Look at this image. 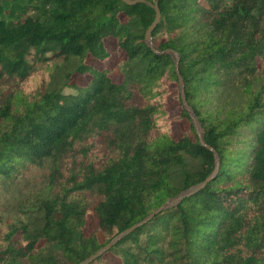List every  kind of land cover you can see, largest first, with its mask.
Here are the masks:
<instances>
[{"label": "trees", "instance_id": "trees-1", "mask_svg": "<svg viewBox=\"0 0 264 264\" xmlns=\"http://www.w3.org/2000/svg\"><path fill=\"white\" fill-rule=\"evenodd\" d=\"M227 2L0 0V190L51 164L0 264H80L181 194L90 264H264V0ZM117 51L118 82L86 63ZM58 72L72 92L49 89ZM179 79L201 134L182 109L174 139Z\"/></svg>", "mask_w": 264, "mask_h": 264}, {"label": "rangeland", "instance_id": "rangeland-1", "mask_svg": "<svg viewBox=\"0 0 264 264\" xmlns=\"http://www.w3.org/2000/svg\"><path fill=\"white\" fill-rule=\"evenodd\" d=\"M231 0H228L230 4ZM31 14V13H30ZM124 60V55L117 51L111 55V57L102 63H93L90 60H87V64L93 65L98 69H106L109 72L110 78L114 82H118L121 79L120 68ZM75 64L71 66V69H74ZM257 66L263 71L264 68L261 66V62H257ZM85 77V76H84ZM84 77L72 75L71 81L74 83H81L84 81ZM50 90L61 91L62 93H70L72 90L68 89L64 85L63 75L61 72H58L52 78L51 84L49 85ZM177 93L175 92L172 97H169L168 106L166 111L169 114V117L173 119L171 122V132L174 139L179 138L189 127L190 122L187 119H176L180 114L182 109H185L188 112L190 121L195 127L196 132L200 135L201 130L197 122L194 120L191 111L188 106L183 104L181 98L178 100L176 98ZM230 99L234 102H239L241 99V94L235 88H229L224 91V99ZM176 119V120H175ZM79 157V155H78ZM59 171L63 174L64 177H69L72 174L78 171V166H73L70 163V160L66 165L58 164ZM51 164L49 161H46L42 167L32 168L27 174L24 175L22 179L17 180L14 187L10 190H0V229H6L13 227H18V211L17 206L27 201H31L37 193L43 191V189L48 184L50 178ZM93 194L86 195V201L93 200ZM96 227V220L92 216H87L86 224L84 228V234L86 236ZM101 237V236H100ZM19 234L12 236V239H18Z\"/></svg>", "mask_w": 264, "mask_h": 264}, {"label": "water", "instance_id": "water-1", "mask_svg": "<svg viewBox=\"0 0 264 264\" xmlns=\"http://www.w3.org/2000/svg\"><path fill=\"white\" fill-rule=\"evenodd\" d=\"M121 2H123L124 4L131 6L137 3H144L145 0H120ZM150 7H152L155 11V19L153 21V23L147 28L146 32H145V40L147 42L151 41V33L154 30V28L157 26L159 20H160V12L159 9L157 7V4H149ZM176 70H177V62H176ZM179 87H180V92H181V100L183 102V104L186 105L185 103V99H184V95H183V82L181 79H179ZM194 118V117H193ZM195 120V119H194ZM196 121V120H195ZM197 122V121H196ZM184 194H181L180 196H178L177 198L168 201L167 203H165L163 206L159 207L158 209H156L155 211H153L151 214H149L142 222H140L139 224L134 225L133 227L125 230L124 232H122L121 234L117 235L113 241L109 242L105 247H103L99 252L89 256L88 258H86L85 260H83L80 264H90L92 263L99 255H101L102 253H104L110 246L111 244L116 241L117 239H119L120 237H122L125 234L130 233L134 228H136L137 226H142L144 223H146L148 220H150L156 213L172 206L175 202H177Z\"/></svg>", "mask_w": 264, "mask_h": 264}]
</instances>
